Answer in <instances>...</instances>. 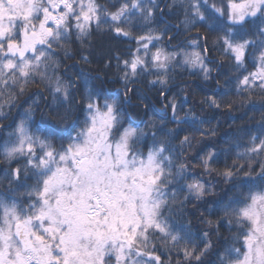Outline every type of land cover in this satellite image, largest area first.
I'll return each mask as SVG.
<instances>
[{"label": "snow or ice", "instance_id": "snow-or-ice-1", "mask_svg": "<svg viewBox=\"0 0 264 264\" xmlns=\"http://www.w3.org/2000/svg\"><path fill=\"white\" fill-rule=\"evenodd\" d=\"M0 264H264V0H0Z\"/></svg>", "mask_w": 264, "mask_h": 264}, {"label": "trees", "instance_id": "trees-1", "mask_svg": "<svg viewBox=\"0 0 264 264\" xmlns=\"http://www.w3.org/2000/svg\"><path fill=\"white\" fill-rule=\"evenodd\" d=\"M188 83L190 84H198V81H195L193 79H190L188 77H185ZM32 91H35V89H32ZM27 97H25L26 99ZM30 102V101H29ZM245 109H241L239 111L233 112L231 114H225L221 113L218 114L216 117V120L219 121L220 127L218 129V137H230L231 134L236 132V129L239 127H250L254 128L256 127L254 121H249L247 117H245L243 120L240 119V117L244 116ZM15 115V112L13 113ZM252 113H248V116H252ZM256 119H259V115H256ZM216 120H213V124L216 123ZM10 122V121H9ZM7 123V122H6ZM202 226L195 224L194 222V231L197 228H201Z\"/></svg>", "mask_w": 264, "mask_h": 264}]
</instances>
